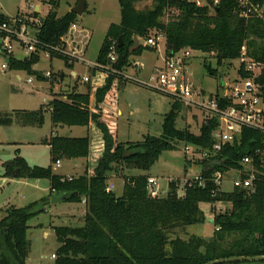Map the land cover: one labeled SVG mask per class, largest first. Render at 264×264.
Segmentation results:
<instances>
[{
  "label": "trees",
  "instance_id": "obj_1",
  "mask_svg": "<svg viewBox=\"0 0 264 264\" xmlns=\"http://www.w3.org/2000/svg\"><path fill=\"white\" fill-rule=\"evenodd\" d=\"M145 1L148 0H118L120 23L108 27L95 61L100 67L90 71V79L96 86L88 82L86 91L79 92L74 84L69 93L53 94V99L35 112H0V127L40 128L45 112H49L53 128L67 126L88 130L92 125L96 143L87 135L70 138L53 133L44 141L49 147L51 162L87 159L90 162L88 172L76 178L60 177L53 174L51 167L29 166L16 151L15 158L3 164L2 178L48 181L50 194L54 195L53 204L84 201L81 226L53 229L58 244L53 255L54 264H206L229 257H264L262 181L256 184L252 194L239 189L218 191L211 182H207L204 189L185 188L181 195L177 183H171L167 193L147 186L149 175L145 173L163 152L176 150L180 143L210 149L216 121L202 124L197 135L187 128L176 129L182 108L170 102L161 136H147L137 143H118L116 122L120 83L125 80L123 75L130 67V58L144 50L155 49H146L139 42L137 50L130 54L135 39L146 42L151 34H162L165 54L180 50L209 54L217 66L230 65L245 47L250 57L264 63V23L256 18H240L238 0H217L216 5L212 0H202V7L188 0H150L149 8L137 10L136 5ZM50 3L56 6L54 1ZM0 18L5 17L0 15ZM77 18L71 12L58 18L56 11H49L38 28L37 38L43 50L61 46V39L70 26L77 23ZM38 53L22 60L7 55L8 69L33 74L37 80H47L51 85L53 81L32 70L38 62ZM110 54L115 56L113 63L109 61ZM50 58L60 59L69 67L65 57L52 53ZM106 67L111 72L106 71ZM204 68L210 76H217V71L210 66L205 64ZM56 77H53L55 81ZM257 81L264 101V69ZM263 142L264 137L258 132L242 130L239 140L225 146L218 154L217 160L222 164L214 166L215 169L222 172L241 169L243 158L261 148ZM188 164L187 161L186 169ZM118 168L140 171L137 175L119 174L122 180L119 196L106 190L107 182L117 175ZM209 175V171L203 172L205 178ZM202 203H209L211 209L217 203L230 204L231 210L223 214L212 212L213 226L218 230H214L209 240L193 235L186 240L180 237L171 240L170 235L205 223L200 209ZM48 205L49 201H41L4 211L0 218V264H26L27 223L44 212Z\"/></svg>",
  "mask_w": 264,
  "mask_h": 264
},
{
  "label": "rangeland",
  "instance_id": "obj_2",
  "mask_svg": "<svg viewBox=\"0 0 264 264\" xmlns=\"http://www.w3.org/2000/svg\"><path fill=\"white\" fill-rule=\"evenodd\" d=\"M42 1V2H41ZM56 6L50 3V0H0V14L5 18L16 16L17 14H26L28 17L44 18L49 11H56L57 17L64 16L70 12L77 4L78 0H51ZM196 3L198 0H188ZM41 2V3H40ZM51 4V5H50ZM202 4V3H201ZM36 6H40V13L35 12ZM151 6V1L140 2L136 5L137 9L143 10ZM77 36L82 43L79 49L83 50V59L86 62L94 63L98 52L104 40L106 30L111 24L120 23V9L118 0H86V8L83 15L77 18ZM152 37V34L151 36ZM149 37V38H150ZM1 41V37H0ZM143 47H146L144 41H139ZM12 56L22 60L27 55L20 47L19 43L12 41L10 43ZM1 48V43H0ZM165 53V39L163 37L158 41L157 47L153 51L144 50L142 57L130 59V67L124 71V74L131 80L125 79L120 83L118 117H117V142L118 143H137L142 142L145 137L158 138L162 134V123L164 116L170 111V100L142 85L148 82L155 65H160ZM192 58L187 66V74L196 90L214 94L219 85V79L232 84L238 80V62L231 61L230 65H216V61L209 54L191 52ZM37 64L32 70L46 77V73H56L59 76L60 84L50 83L47 80H37L35 75L26 72H16L8 69L2 70V65L7 66L8 56L0 49V112L9 113L12 111H38L42 106L51 100V92L63 95L67 94L75 87L79 92H85L87 83H82V77L90 78L91 68L87 67L86 62H74L73 71L80 78L75 80L70 76V68L65 66L64 61L52 58L47 53L41 52L38 55ZM208 65L212 70L217 71V76L212 77L208 74L204 65ZM137 65V66H136ZM139 67V68H138ZM140 69V70H139ZM52 75V74H51ZM17 76L21 81H17ZM27 79H33V86L26 85ZM90 85L96 86L90 79ZM52 90V91H51ZM93 99H91V103ZM200 113L192 109L180 110L176 121V129H189L191 133L197 135L201 126ZM82 138L86 135L96 143L94 127L91 125L88 130L84 127L58 126L53 128L50 121L49 112L44 114V124L40 128H21L13 127L0 130V158L5 160L6 156H14L15 151L19 150L20 156L30 166L43 168L51 167L53 174L72 175L76 178L86 173L90 169L89 160L73 159L60 160V166L57 167L51 162L48 147L42 143L48 140L51 134ZM174 151L163 152L158 161L145 174L157 179L160 189L167 193V179L179 181L186 173V162L190 158L184 155V144L180 143ZM192 163H189L190 169ZM192 167V166H191ZM88 172V171H87ZM140 171L134 169L118 168L117 175H114L113 183L117 186L113 190L115 195H119L122 190V175H136ZM238 177L237 172L230 171L223 178L221 189L223 192L232 190L231 181ZM36 186V187H35ZM0 188V218L4 211L9 207L23 208L35 202L49 201L45 211L37 217L28 221L30 228L27 230V239L29 241V252L26 264H54L52 256L55 253L58 244L56 242L53 229L55 227H77L83 222L82 215L84 203H54L49 191V184L46 180H40L35 183L29 181L26 186L17 184H8ZM17 192V193H16ZM163 194V193H162ZM164 195V194H163ZM84 206V205H83ZM209 203L200 204V209L205 217V223L191 226L184 233L178 231L170 235L173 240L177 237L188 239L189 236L201 237L209 240L215 230L212 222V212L223 214L231 210L230 204L217 203L211 209ZM46 234V235H45Z\"/></svg>",
  "mask_w": 264,
  "mask_h": 264
},
{
  "label": "built area",
  "instance_id": "obj_3",
  "mask_svg": "<svg viewBox=\"0 0 264 264\" xmlns=\"http://www.w3.org/2000/svg\"><path fill=\"white\" fill-rule=\"evenodd\" d=\"M212 1L213 5L217 4V0ZM238 3L240 18H256L264 23V0H238ZM195 4L202 7L204 2L198 0ZM35 8L34 11L40 13V6ZM40 23V17H28L23 13L8 19L0 18V43L3 53L11 55L10 43L16 41L26 53V57L37 54L39 51V53H47L49 57L52 53L65 57L69 63L86 62L83 59L82 48L79 49L82 43L78 40L76 24H72L67 34L61 39V46L46 47L43 50L44 46L37 38ZM161 37H163L162 34L157 36L153 34L146 40V45L156 48ZM191 52L193 51L180 50L170 55L164 54L162 66L153 71L148 82L142 83L149 90L167 97L171 104L177 103L184 110L192 109L200 113L201 125L211 121L217 122V127L211 135L213 143L210 149L202 150L184 144V155L190 158L189 163H192V167L190 166V169L187 167L186 173L178 182L168 178V188L171 183H177V189L181 195L185 188L204 189L207 182H211L218 191H222L224 176L230 171H235L238 177L231 181L232 190H243L247 194L255 193L256 184L260 181L264 183V142L262 147L256 149L252 155L243 158L240 164L242 168L239 170L222 172L215 169L214 166L222 164V161L217 160L218 154L225 146L233 145L238 141L242 130L256 131L264 137V101L257 81L264 69V63L250 57L246 48L243 47L236 60L238 62V80L229 84L221 79L217 92L207 94L196 90L187 74V66L192 58ZM108 58L110 62H115L113 54H110ZM86 64L91 70L100 67L96 63L86 62ZM7 67L8 65H2L1 69L6 70ZM105 70L111 72L109 67H106ZM72 76L77 80L76 75ZM123 76L124 79L131 80L125 74ZM45 78L51 80V73H46ZM80 79L82 83L90 82L89 76ZM18 80L20 82L21 78ZM26 83L32 85L33 79H27ZM55 165L59 167L60 161H56ZM206 171L210 172L208 178L203 176V172ZM147 186L152 190L164 192L154 177L148 178ZM106 190L113 192L114 186L107 185ZM215 230L218 229L215 228ZM52 258L54 259V256Z\"/></svg>",
  "mask_w": 264,
  "mask_h": 264
},
{
  "label": "crops",
  "instance_id": "obj_4",
  "mask_svg": "<svg viewBox=\"0 0 264 264\" xmlns=\"http://www.w3.org/2000/svg\"><path fill=\"white\" fill-rule=\"evenodd\" d=\"M136 9H137V7H136ZM137 10H139V9H137ZM108 29V28H107ZM107 31V30H106ZM165 54V53H164ZM132 57H135V58H137V59H139V58H141L142 57V53L140 54V55H138V56H132ZM130 58V59H132V60H134L133 58ZM164 57V56H163ZM134 62H135V60H134ZM95 63V62H94ZM162 64H163V58H162V60H161V64L160 65H155L154 67H152V69H151V72L153 73V71L155 70V69H157V68H159V67H161L162 66ZM68 68H70L71 69V73H70V76L72 77V75H76V73L73 71V68H74V63H69V67ZM140 70V69H139ZM51 74H53V77L55 76V74L56 73H52V72H50ZM77 76V75H76ZM78 77V76H77ZM20 77L19 76H17V81L19 82V79ZM78 78H80V77H78ZM56 79H57V81L56 82H54V84H56L57 86H59V84H60V80H59V76H57L56 77ZM54 80V79H53ZM21 81V80H20ZM26 85H28L27 83H26ZM28 86H33V84L32 85H28ZM52 91V90H51ZM52 94L51 95H53V94H55L56 92H51ZM53 99V97L51 96V100ZM50 100V101H51ZM48 104V103H47ZM21 111H23V110H21ZM13 127H15V125H13V126H10V127H0V130H2V129H4V128H9V129H11V128H13ZM17 127H19V126H17ZM21 128H23V127H21ZM24 128H32V127H24ZM44 141L45 140H43V142L42 143H44ZM47 146V145H46ZM48 147V146H47ZM48 150H49V147H48ZM16 152V151H15ZM18 152H19V150H18ZM19 155H20V153H19ZM15 158V153H14V156H12V158H10V155H8V156H6V158H3V159H5V160H1L2 158H0V188L2 187V188H4L3 186H5V185H8V184H17V185H20V186H26L27 184H28V182H25V181H16V180H7V179H4V178H2V174H3V164L4 163H6V162H9V161H11L12 159H14ZM30 166V165H29ZM31 167H33V166H31ZM139 174V173H138ZM137 175V174H136ZM57 176H60V177H65V178H72V177H70V176H72V175H64V174H57ZM149 177H153V176H150L149 175ZM35 183H38V182H40V181H34ZM49 184V183H48ZM107 185H112V186H114V189H116L117 188V186H115V184L113 183V179L112 180H110V181H108L107 182ZM36 187V186H35ZM122 187V186H121ZM162 190V189H161ZM17 193V192H16ZM122 193V190L120 191V194ZM119 194V195H120ZM119 195H117V196H119ZM82 203L83 202H81V205H82ZM84 205V204H83ZM82 205V207H83V212H82V215L84 214V206ZM14 207V206H13ZM83 217V216H82ZM81 222H82V220H81ZM28 227L30 228V225H28ZM46 235V234H45Z\"/></svg>",
  "mask_w": 264,
  "mask_h": 264
},
{
  "label": "water",
  "instance_id": "obj_5",
  "mask_svg": "<svg viewBox=\"0 0 264 264\" xmlns=\"http://www.w3.org/2000/svg\"><path fill=\"white\" fill-rule=\"evenodd\" d=\"M85 8H86V1L78 0L76 6L72 8L70 12L76 15L77 17H79L83 15ZM42 20L43 18H40L41 22ZM138 45H139V41L138 39H135L134 46L129 50V53L132 54L135 50H137ZM145 48L148 49L149 47L146 46ZM219 81H221V78L219 79ZM262 261L264 262V257H229L225 259L211 261L206 264H225V263H231V262H262Z\"/></svg>",
  "mask_w": 264,
  "mask_h": 264
}]
</instances>
